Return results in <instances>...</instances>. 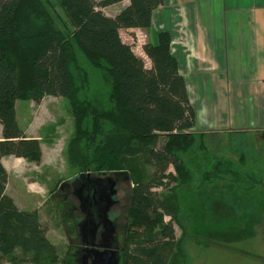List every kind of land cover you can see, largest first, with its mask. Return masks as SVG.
I'll use <instances>...</instances> for the list:
<instances>
[{"label": "trees", "instance_id": "trees-1", "mask_svg": "<svg viewBox=\"0 0 264 264\" xmlns=\"http://www.w3.org/2000/svg\"><path fill=\"white\" fill-rule=\"evenodd\" d=\"M123 2L128 4L115 16L105 13ZM164 4L63 0L70 30L46 0H0V264H63L39 212L21 210L6 193L4 158L36 164L43 158L41 141L29 138L19 123L20 100H69L78 135L70 157L77 168H84L83 162L90 167L84 169L99 174L123 171L125 158H139L152 168L144 180L132 179L120 264H189L177 229L185 239L180 190L195 178L193 156L210 160L202 184L231 180L242 191L261 190L264 197V171L255 152L260 148L248 143V151L236 149L230 143L235 133L222 138L196 131L197 113L169 34L143 46L150 67L123 41L122 30L150 29L154 12ZM15 42L24 52L10 48ZM28 68L31 92L23 80ZM261 226L264 239V206Z\"/></svg>", "mask_w": 264, "mask_h": 264}, {"label": "rangeland", "instance_id": "rangeland-1", "mask_svg": "<svg viewBox=\"0 0 264 264\" xmlns=\"http://www.w3.org/2000/svg\"><path fill=\"white\" fill-rule=\"evenodd\" d=\"M46 1L56 20L64 22L73 30L65 16L63 0ZM205 2L218 3L217 0ZM127 4L128 2H123L104 11L109 16H115ZM187 7L185 0H166L154 12L150 29L122 30L120 34L123 41L131 45L134 52L144 59L147 67H150V62L144 54L143 46L156 41L162 33L169 34L171 50L180 61L181 73L187 82L188 93L197 113L196 131L206 132L216 130L210 127L214 123L213 118L221 111L225 114L226 109L220 102V91L212 88V84L206 81L210 79V75L202 70L204 65L196 51L197 43L191 32V12ZM213 9L215 21L218 23V10L216 7ZM189 41L190 44H187ZM18 47L17 42L10 46L24 52ZM21 55L28 59L26 53ZM29 79L28 68L23 77L27 92L32 90ZM236 95L237 98L232 94L229 96L231 118L238 113L236 102L243 106L238 91ZM259 95L260 101L264 99V96ZM17 114L26 135L41 141L43 158L39 164L15 157L3 159V165L8 172L7 195L21 210L39 212L42 222L49 227V239L59 247L63 264H73L74 260L76 264H84L81 258L84 257V251H87L83 240L87 233L84 231L83 234L86 216L82 209L80 191L86 180L100 179L105 184L109 181L113 186L111 193L115 204L112 227L119 231L118 238L115 237L113 241L116 249L123 248L134 187L132 179L144 180L151 174L152 168L139 158H125L122 161L125 170L103 174L95 172L94 168L84 169L90 168L89 163L85 166L80 160L77 161L84 168L74 166V160L70 157V145L78 140L77 121L68 99L46 96L39 104L30 99L20 100L17 102ZM250 114L249 123H239L233 128L223 125L222 129L236 134L234 141H230L235 143L236 149L248 151V143L254 149L260 148L261 152L258 149L255 152L260 155L258 166L264 171V141L257 146L252 139L251 132L259 130L254 129L259 121H254L253 114ZM259 126L264 129L262 123ZM226 146L224 144L223 147ZM209 165L210 160L206 157L193 156L195 178L180 190L187 237L184 239L183 231L179 227L177 232L181 248L185 251L184 256L189 264H264V239L261 233L263 192L242 191L231 180H215L202 184L201 174L209 169ZM120 260L121 256L117 264L121 263Z\"/></svg>", "mask_w": 264, "mask_h": 264}, {"label": "crops", "instance_id": "crops-1", "mask_svg": "<svg viewBox=\"0 0 264 264\" xmlns=\"http://www.w3.org/2000/svg\"><path fill=\"white\" fill-rule=\"evenodd\" d=\"M185 1L191 12V32L204 65L202 70L210 75L206 81L220 91V102L226 109L225 114L221 111L213 118L210 127L216 130L209 132L223 137L230 133L222 129L223 125L233 128L239 123H249L250 113L264 127V99H259V94L264 96V0H217V4L206 0ZM213 7L218 10V23ZM236 91L243 106L237 101V116L231 118L229 96L237 98ZM259 124L254 125L259 130L251 132L252 139L255 133H264ZM84 231L88 235V226L83 234Z\"/></svg>", "mask_w": 264, "mask_h": 264}, {"label": "flooded vegetation", "instance_id": "flooded-vegetation-1", "mask_svg": "<svg viewBox=\"0 0 264 264\" xmlns=\"http://www.w3.org/2000/svg\"><path fill=\"white\" fill-rule=\"evenodd\" d=\"M112 189V183L109 181L106 184L100 182V179L85 181V186L80 191V197L83 203L82 209L86 216L85 222L87 220L91 221L94 223V226L91 227L90 234L83 239H85V243L87 241V243L94 244L93 249L102 252H111L108 254L118 259L121 256V250L123 248L116 249V243L113 241L115 237L118 238L119 231L117 229L114 230L112 227L114 225L112 220L115 212V204L111 193ZM91 232L95 233V237L94 235L91 236ZM88 256L90 260L88 259L86 264H95L92 260V255L89 254Z\"/></svg>", "mask_w": 264, "mask_h": 264}, {"label": "water", "instance_id": "water-1", "mask_svg": "<svg viewBox=\"0 0 264 264\" xmlns=\"http://www.w3.org/2000/svg\"><path fill=\"white\" fill-rule=\"evenodd\" d=\"M253 139H254L256 145L260 146L261 141H264V133H259V132L255 133ZM85 223H86V227L88 225H90V226H88V229L91 231V227L94 226V223L91 221H88V220ZM88 234H90V232H88ZM93 235L95 237V233L91 232V236H93ZM93 245L94 244H91V243L88 246L86 245L87 251H84L85 252L84 257L81 258L82 261H84V264H86L87 260L89 259V256H88L89 254L92 255V260L95 262V264H107V263H111V264L116 263L117 264L118 259L111 257L108 254L111 252H102V251L93 249Z\"/></svg>", "mask_w": 264, "mask_h": 264}]
</instances>
